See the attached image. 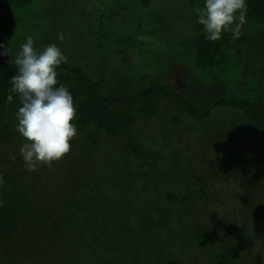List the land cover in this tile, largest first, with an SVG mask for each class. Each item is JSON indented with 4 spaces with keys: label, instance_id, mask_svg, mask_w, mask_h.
Here are the masks:
<instances>
[{
    "label": "trees",
    "instance_id": "1",
    "mask_svg": "<svg viewBox=\"0 0 264 264\" xmlns=\"http://www.w3.org/2000/svg\"><path fill=\"white\" fill-rule=\"evenodd\" d=\"M190 1L203 6V0ZM47 3L48 0H0V43L9 53L8 57H0V264H264V62H259L264 61V50L249 59L240 57L244 49L237 50L243 47L241 35L235 41L230 33H223L219 41L206 40L202 26L195 22V13L196 35L186 42L193 52V62L202 70L219 71L220 76L226 72V67L220 65L231 64L227 73L236 78L226 89V96H215L197 110L184 94L166 83L165 73L162 79L141 75L139 80L152 82L141 89L128 85L124 91L112 94L104 84L105 74L93 79L89 68L76 60L80 52L59 45L66 61L56 69L57 80L70 91L76 107L72 122L78 134L71 139L70 149L75 147L78 152H86L88 158L97 159L102 154L100 139H123L125 161L120 164L112 163L111 158L101 160V165L116 173L117 179L111 180L100 174L101 165L88 160L78 181L71 184L73 190L68 198L40 201V191H44L41 186L50 183V174L43 165L34 172L25 169L17 151L23 138L15 130L19 102L15 97L5 102V95L9 78L16 71L11 61L25 37H14L18 27L31 34L33 41L39 37L44 46L56 43L48 38L49 30L54 24L51 18L55 17V4L59 8L62 5L56 0ZM133 3L147 8L149 0ZM246 4L245 23L255 29L254 42L264 45V0H246ZM18 10L22 13L16 16ZM116 42L129 43L121 38ZM163 68L159 67L155 75ZM163 102L177 104L195 117L197 124L201 121L209 128L205 127L198 139L180 137L171 145L167 137L159 138L161 145L143 150L131 136L132 126L140 120L148 122ZM220 105L232 108L236 120L232 125L219 120L217 125L221 127L215 130L209 114ZM172 120L178 122L177 118ZM195 132L199 133V129L193 126L192 135ZM205 133H211L209 143L202 137ZM80 140L85 146L76 147ZM196 144H201L203 153L217 150L218 154L223 149L222 156L211 161L207 172H197L198 165L205 163L203 158L193 161ZM136 159L140 169L147 164L145 171H132L131 161ZM161 159L167 162L160 169L165 171L168 166L166 171L170 172L164 181L159 179L163 172L154 170ZM188 177L192 183L184 182ZM218 177H230L240 186L241 201L236 206L241 219L220 221L223 226L216 231L211 224L198 221V212L203 208L184 214L181 209L187 202L192 206L196 202L206 205L213 197L219 201L214 204L218 212H222L229 198H208L207 192L211 190L208 181ZM102 184L114 199L103 196ZM87 189L93 195H81ZM122 189L141 198L143 202L137 210L122 198ZM98 199L105 207L96 209Z\"/></svg>",
    "mask_w": 264,
    "mask_h": 264
},
{
    "label": "rangeland",
    "instance_id": "2",
    "mask_svg": "<svg viewBox=\"0 0 264 264\" xmlns=\"http://www.w3.org/2000/svg\"><path fill=\"white\" fill-rule=\"evenodd\" d=\"M45 1L47 2V0ZM59 1L62 6L59 8L55 4L53 10L55 17L52 16L51 18L54 24L52 29L49 30L48 38L55 41L54 44L57 46H66L72 51H79L80 56L76 60L84 63L85 66L79 64L84 68H89L90 75L95 80L100 79L105 74L107 77L104 84L108 86L107 88L112 94L124 91L128 85L135 84L138 89H141L152 82L151 79L139 80L137 77H142L141 75H151V78L157 79L165 73L166 83L184 94L186 101L191 103L192 108L198 110L207 100L215 96H226L228 91L226 89L231 86L230 82L235 83L236 81L231 73H227L231 64L220 65L226 67V72L224 71L220 76L219 71L208 72L202 70L193 62V52L187 47L186 42H189L196 35L194 15L196 10L200 8L197 3L190 0H149L147 8H143L134 4V0H70L75 2L73 5L67 4L63 0H56L57 3ZM21 13L22 11L18 10L15 15L18 16ZM104 15L107 16V19ZM254 30L253 26L245 22L242 25L240 44L243 47H238L237 50L244 49L245 52L240 57L250 59L258 54L259 50H264L263 42H254L253 38L256 34ZM58 33H62L64 38L57 39ZM26 34L27 32L22 29V26H19L14 32V37H17L18 40ZM120 38L128 41V45L117 43L116 41ZM39 40V37H34L33 46L41 49L44 45ZM141 41L144 44H140ZM139 52L144 56H140ZM259 57L261 58V56ZM259 62L263 63L264 61L259 60ZM232 63L234 64V62ZM257 64L259 63L257 62ZM161 66L165 68L162 69L161 73L155 75V72ZM111 73L112 75H110ZM108 82L113 86L111 87ZM115 86H117L116 89ZM209 115L213 122L212 127L215 130L221 127V125H217L219 120H225L231 125L236 120L235 112L226 105L212 108ZM173 118H177L178 122H173ZM195 120V117L188 111L182 110L177 104L163 102L159 104L155 116L149 119L148 122L147 120H140L132 126L131 136L141 144L143 150L157 148L161 145L159 138L165 137H167L166 142L171 141V145H174L172 142L180 137L181 139L186 138V140H192V137L198 139L206 126L201 121L197 124ZM193 126L198 127L199 133L195 132L192 135ZM208 126L206 128H209ZM136 131H139L137 137L135 135ZM210 134H202V137L208 143ZM122 143L123 139H118L115 142L107 138L100 139L98 145L102 149V154L97 159L88 158L86 152H78L77 148L72 147L58 161L45 167L50 174V183L41 186V190L44 191H40V201L49 197L53 200L68 198L71 190H73L71 184L78 181L79 174L86 165L85 163H88V160L92 159L91 162L98 167L101 165V160L105 158H111L112 163L118 161L122 164L125 161L122 155ZM200 145L196 144L194 146L195 156L193 161L197 163L203 158L202 161L205 164L198 165V173H200L199 171L207 172L206 169L211 166V161L216 157L217 159L220 158L223 151L220 148L218 154L215 153L217 150L203 153L204 149ZM75 146L80 147L85 146V144L80 140ZM210 146L208 144V147ZM166 162V159H161L156 169H154L163 172L159 178L162 181L170 173L166 171L169 169L168 166H166L165 171L163 168L160 169L161 165H165ZM131 163V169L134 172L138 170L145 171L148 167L147 164H143L141 169L138 168L140 166L138 159L132 160ZM100 168H102L100 174H104L111 180L117 179L112 168L103 165ZM120 169L124 174L125 170L121 166ZM212 179L208 181L211 188L210 191L207 189L208 198L216 195L219 198L223 196L229 198V204L221 207L222 212H218L219 207L214 204L217 205L219 201H216L213 197L206 205L196 202L192 206L190 202H187L181 212L184 214L189 210L203 208L204 210L198 212V221L201 224H211L218 231L223 226L222 223H219L220 221L232 223L234 219L237 221L241 219L239 207L236 206L241 201V190L240 186L232 181L230 177L227 179H221L220 177ZM184 182L192 183L191 177L185 179ZM102 185L101 187L105 189L103 196L110 197L111 200L114 199V194L107 187H104V184ZM127 190L129 189L121 190L122 198L126 202L127 200L132 202L131 206L137 210L143 201L139 196L133 197L134 192L128 191L126 193ZM81 195L87 196L93 195V193L91 194L87 189ZM100 207H105V205L98 199L96 200V209ZM178 229L180 230V226ZM154 245H157V243H154ZM252 248L256 250V245H253Z\"/></svg>",
    "mask_w": 264,
    "mask_h": 264
},
{
    "label": "clouds",
    "instance_id": "3",
    "mask_svg": "<svg viewBox=\"0 0 264 264\" xmlns=\"http://www.w3.org/2000/svg\"><path fill=\"white\" fill-rule=\"evenodd\" d=\"M246 11V0H203L195 22L202 26L206 40L219 41L223 33H230L235 41L241 35ZM63 38L62 33L57 34V39ZM33 44V36L25 35L11 61L16 71L9 78L5 95V102H12L14 97L19 102L15 130L23 142L17 151L28 172L58 161L68 153L71 139L78 134L72 122L76 117L72 95L57 80L56 69L66 56L54 43L42 49ZM8 54L0 43V57Z\"/></svg>",
    "mask_w": 264,
    "mask_h": 264
}]
</instances>
